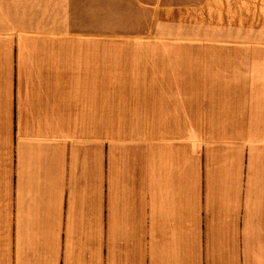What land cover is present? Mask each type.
<instances>
[{
	"label": "crops",
	"instance_id": "1",
	"mask_svg": "<svg viewBox=\"0 0 264 264\" xmlns=\"http://www.w3.org/2000/svg\"><path fill=\"white\" fill-rule=\"evenodd\" d=\"M0 264H264V0H0Z\"/></svg>",
	"mask_w": 264,
	"mask_h": 264
}]
</instances>
